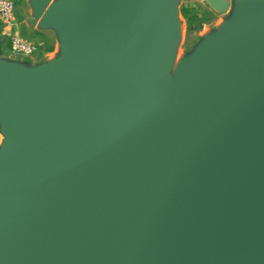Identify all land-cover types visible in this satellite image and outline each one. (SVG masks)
I'll list each match as a JSON object with an SVG mask.
<instances>
[{
	"label": "water",
	"instance_id": "95a60500",
	"mask_svg": "<svg viewBox=\"0 0 264 264\" xmlns=\"http://www.w3.org/2000/svg\"><path fill=\"white\" fill-rule=\"evenodd\" d=\"M52 1L30 0V24L61 35L54 72L0 61V119L12 149L0 181L20 177L25 190L29 178L50 174V157L62 163L47 208L29 213L33 193L16 196L25 209L4 225L0 264H264V204L206 194L207 178L237 186L238 168H254L264 152V103L253 98L264 91V35L256 45L248 36L257 0H201L233 13L235 45L252 53L212 97H203L205 77L193 97L175 89L178 107L165 103L178 0H80L76 15L66 0ZM207 113L211 123L193 125ZM176 129L194 141L172 143Z\"/></svg>",
	"mask_w": 264,
	"mask_h": 264
},
{
	"label": "bare ground",
	"instance_id": "6f19581e",
	"mask_svg": "<svg viewBox=\"0 0 264 264\" xmlns=\"http://www.w3.org/2000/svg\"><path fill=\"white\" fill-rule=\"evenodd\" d=\"M79 2L80 0H66L64 4L70 13H74V15H76ZM253 4L257 22L255 28L253 27L251 32L248 31V36L250 34L254 37L252 44L256 45L259 43V39H261L259 36H262V32L264 35V0L254 1ZM73 24L74 22L71 23V25ZM219 27L221 37L217 38L213 42L204 44L192 59L185 60L184 57L177 59V57L179 58L178 51L182 40V30H184L182 17L180 14L177 15L175 44L170 70H175L177 73V78L175 80L176 91L179 90L180 94L184 92L185 98L187 99L193 97L194 93H197L198 85L201 84L204 77L208 85H210V88L203 93V97L209 98L218 93L225 86L226 82H222L223 78H225L226 75H229L228 77H230L232 75L230 73L237 72L234 69L237 67L239 62L252 53L249 49L246 51L244 50L246 42L241 45L242 48H240L241 46L235 45L233 35L230 31V25L227 22L221 23ZM52 63H55L54 57L52 58ZM53 72L54 69L51 70L50 65H47L43 66L39 70L38 74L47 76L51 75ZM217 82L222 83L219 84ZM169 83L170 78L168 77V84ZM171 94L174 96L173 91H171ZM253 98L256 100H263L264 103V91L253 94ZM239 106L242 107L244 104H239ZM213 118H215L214 115L207 113L194 120L193 125L200 126L206 122L211 123ZM173 132L171 141L174 144L189 145L195 139L193 138L194 134L187 132L185 129H176ZM11 153L12 149L8 138L2 145L0 168L6 163V160ZM250 156L251 154H241L238 155V158L244 159L249 158ZM259 160L260 163L254 168H238L239 170L236 174H234L236 176L234 179L240 180V184H237V186L235 185L234 187H229L226 185V181H218L212 176L207 178V187L213 192L206 194L218 202H230L233 204H264V152H262L261 156H259ZM61 161V155H59V158L57 159L50 157L48 163H45L47 165L44 166L46 171L50 172V174L41 177L29 178L27 182L31 186L25 190L23 189V184L26 181H22V178L20 177L6 176L0 181V239H3L2 231L5 224L11 225L12 222H17L18 219H22V212L25 208L23 209L18 206L15 199L16 196L19 198L20 192L30 191L33 193V203L30 206L29 213L33 210V214H35L37 212V208L41 207L45 209L49 206L52 201L51 198L55 188L54 181L52 179L56 178L51 175V173L60 169V164L62 163ZM166 167L170 171L177 173L174 164L166 165ZM187 167H189V164H187ZM36 185H40V188H37ZM25 220H29V218L22 220V222L25 223ZM31 221L32 226L30 228L26 226V228L34 231V228L36 227V224L34 223L35 217H32ZM18 225L17 230L22 229L19 223Z\"/></svg>",
	"mask_w": 264,
	"mask_h": 264
},
{
	"label": "rangeland",
	"instance_id": "374dc122",
	"mask_svg": "<svg viewBox=\"0 0 264 264\" xmlns=\"http://www.w3.org/2000/svg\"><path fill=\"white\" fill-rule=\"evenodd\" d=\"M13 1L15 3V12L11 22L12 25L0 20V41H3L5 44H9L12 35L17 34L26 41L34 44L36 46V52L31 57L15 55L12 53V56H14L11 60L12 63L16 64L18 67L33 68V65H35V61L33 60L37 54L41 53L42 55H45L50 49H52L54 58L56 57L55 59L60 60L62 56H64L63 54L65 49L62 41L63 39L58 31L54 28H46V30L49 31L48 34L29 32L22 24V20L24 19L26 13L25 10H28V5H25L24 0ZM52 3L55 7H57L60 4V0H53ZM183 7H190L199 12L200 19L202 18L204 21L202 29H195V25H188L186 19H184L181 15V9ZM178 9L180 16L182 17L184 30H182V40L178 51L179 58L177 57V59L184 57L185 60H190V58L196 51L199 50L201 46L212 41L220 34L219 23L222 21H230L234 16L233 13L226 15L217 14L201 0H178ZM168 77L170 78L169 88L170 91H173L174 96L170 92V95L166 97L165 103L166 105L170 104L173 105V107H178L180 106V98L178 93L176 94L175 91V80L177 78L176 71L169 70ZM6 139L7 136L4 132V125L0 119V155L2 153V145L5 143Z\"/></svg>",
	"mask_w": 264,
	"mask_h": 264
},
{
	"label": "crops",
	"instance_id": "0c3cea01",
	"mask_svg": "<svg viewBox=\"0 0 264 264\" xmlns=\"http://www.w3.org/2000/svg\"><path fill=\"white\" fill-rule=\"evenodd\" d=\"M24 2H25V5H28V10H25L26 13H25L24 19L22 20V24L25 26V28L29 32L48 34L49 31L44 29L40 25L32 26L30 24V18L32 16V8L30 6V0H24ZM221 23H223V21L220 22L219 25ZM13 57L14 56H12V52H11V44L10 43L9 44L8 43L5 44L3 41H0V61L1 62H6V63H12L11 60L13 59ZM53 57H54L53 52H48L45 55H42L41 53H38L37 56L35 57V59L33 60V61H35V65H33V68L43 67V66H47V65H50V66L53 65L54 64V63H52V58ZM45 59H47V60H45ZM56 62H58L57 59H55V63Z\"/></svg>",
	"mask_w": 264,
	"mask_h": 264
},
{
	"label": "built area",
	"instance_id": "2783aa9c",
	"mask_svg": "<svg viewBox=\"0 0 264 264\" xmlns=\"http://www.w3.org/2000/svg\"><path fill=\"white\" fill-rule=\"evenodd\" d=\"M15 12V3L13 0H0V20L7 24H11ZM8 32V31H7ZM11 34V33H9ZM11 51L15 55H22L25 57H31L36 52V46L19 35H12L11 40Z\"/></svg>",
	"mask_w": 264,
	"mask_h": 264
},
{
	"label": "trees",
	"instance_id": "16d2710c",
	"mask_svg": "<svg viewBox=\"0 0 264 264\" xmlns=\"http://www.w3.org/2000/svg\"><path fill=\"white\" fill-rule=\"evenodd\" d=\"M181 15L186 19L189 26L195 25V29H202L203 28V20L199 17V12L193 8L187 7L181 9ZM48 52H52L50 49Z\"/></svg>",
	"mask_w": 264,
	"mask_h": 264
}]
</instances>
